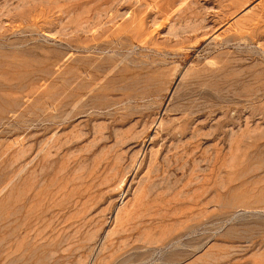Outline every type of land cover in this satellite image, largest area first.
<instances>
[{
	"label": "rangeland",
	"instance_id": "374dc122",
	"mask_svg": "<svg viewBox=\"0 0 264 264\" xmlns=\"http://www.w3.org/2000/svg\"><path fill=\"white\" fill-rule=\"evenodd\" d=\"M0 264H264V0H0Z\"/></svg>",
	"mask_w": 264,
	"mask_h": 264
},
{
	"label": "bare ground",
	"instance_id": "6f19581e",
	"mask_svg": "<svg viewBox=\"0 0 264 264\" xmlns=\"http://www.w3.org/2000/svg\"><path fill=\"white\" fill-rule=\"evenodd\" d=\"M97 46H98V45H97ZM90 49H91V48H90ZM107 62H108V61H107ZM102 68H103V67H102ZM111 68H112V67H111ZM109 69H110V68H109ZM91 70H92V69H91ZM100 70H101V69H100ZM103 70H104V69H103ZM103 70H101V71H103ZM93 71H94V69H93ZM95 71H96V70H95ZM105 71H106V70H105ZM97 72H98V71H97ZM126 89H127V88H126ZM75 90H76V89H75ZM50 95H51V94H50ZM71 95H72V94H71ZM57 99H58V98H57ZM58 101H59V100H58ZM55 103H56V102H55ZM57 103H58V102H57ZM83 103H84V102H83ZM76 104H77V103H76ZM54 105H55V104H54ZM60 105H61V104H60ZM82 106H83V105H82ZM54 107H55V106H54ZM71 108H72V107H71ZM70 110H71V109H70ZM60 111H61V110H60ZM56 113H57V112H56ZM113 166H114V165H113ZM100 171H101V170H100ZM99 175H100V174H99ZM108 175H109V174H108ZM104 176H105V175H104ZM101 179H102V178H101ZM108 179H109V178H108ZM92 180H93V179H92ZM106 180H107V179H106ZM102 181H103V180H102ZM92 183H94V180H93ZM92 183H90V184H92ZM102 183H103V182H102ZM105 183H106V182H104L103 184H105ZM111 183H112V182H111ZM98 184H99V183H98ZM100 184H101V183H100ZM106 184H107V183H106ZM96 185H97V184H96ZM91 186H92V185H91ZM97 187H99V186L97 185ZM101 187H104V186H102V184H101V185H100V188H101ZM93 188H94V186H93ZM86 189H87V188H86ZM90 189H91V188H90ZM90 189H89V191H90ZM94 189L96 190L97 188H94ZM94 189H93V190H94ZM93 190H91V191L93 192ZM95 190H94V191H95ZM102 191H103V190H102ZM103 192H104V191H103ZM86 193H87V191H86ZM94 193H95V192H94ZM95 194H97V192H96ZM89 197H90V196H89ZM91 197H93V196H91ZM88 199H89V198H88ZM84 201H85V200H84ZM94 203H95V202H94ZM87 205H88V204H87ZM90 205H91V204H90ZM84 207H85V206H84ZM88 207H89V206H88ZM88 207H87V208H88ZM84 209H85V208H84ZM89 209H90V208H89ZM89 209H88V210H89ZM83 211H84V210H83ZM86 211H87V210H86ZM130 212H131V211H130ZM86 214H87V213H86ZM83 221H84V220H83ZM80 222H81V221H80ZM80 222H79V223H80ZM82 224H83V223H82ZM107 232H108V231H107ZM107 232H106V233H107ZM110 232H111V231H110ZM108 233H109V232H108ZM108 236H109V234H107V236H106L105 238H107ZM106 240H107V239H106Z\"/></svg>",
	"mask_w": 264,
	"mask_h": 264
}]
</instances>
